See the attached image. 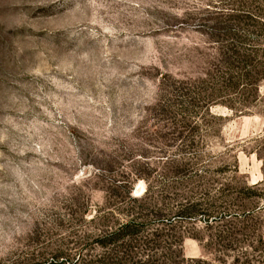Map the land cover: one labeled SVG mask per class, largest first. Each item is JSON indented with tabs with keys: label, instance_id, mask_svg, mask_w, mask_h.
<instances>
[{
	"label": "rangeland",
	"instance_id": "1",
	"mask_svg": "<svg viewBox=\"0 0 264 264\" xmlns=\"http://www.w3.org/2000/svg\"><path fill=\"white\" fill-rule=\"evenodd\" d=\"M128 246L264 264V0H0V264Z\"/></svg>",
	"mask_w": 264,
	"mask_h": 264
},
{
	"label": "trees",
	"instance_id": "2",
	"mask_svg": "<svg viewBox=\"0 0 264 264\" xmlns=\"http://www.w3.org/2000/svg\"><path fill=\"white\" fill-rule=\"evenodd\" d=\"M227 15H231V14H227ZM183 214L191 215L194 214V212L187 210ZM139 226L140 223L136 219H129L126 222L121 223L120 226L115 231L106 233V235H104L102 238H99L98 242L101 245V247H107L110 244L119 243V242H120L119 244H123L124 242L128 241V239L132 237V235L138 232ZM132 252H133L132 248L128 246V248L125 250H121V251L116 250V252H114L113 254L111 253L109 259H111L112 261H117L116 264H134V260H132L133 259ZM53 260L57 262L56 264H71L72 262V261L70 262L69 257L63 252L54 254ZM82 261H84V259H82ZM151 261L152 260L148 258L141 264H151Z\"/></svg>",
	"mask_w": 264,
	"mask_h": 264
}]
</instances>
